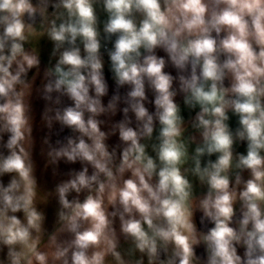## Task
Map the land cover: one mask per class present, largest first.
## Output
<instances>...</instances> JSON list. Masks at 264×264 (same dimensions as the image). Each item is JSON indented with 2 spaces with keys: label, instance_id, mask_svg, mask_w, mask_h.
Masks as SVG:
<instances>
[{
  "label": "clouds",
  "instance_id": "clouds-1",
  "mask_svg": "<svg viewBox=\"0 0 264 264\" xmlns=\"http://www.w3.org/2000/svg\"><path fill=\"white\" fill-rule=\"evenodd\" d=\"M0 264H264V0H0Z\"/></svg>",
  "mask_w": 264,
  "mask_h": 264
},
{
  "label": "crops",
  "instance_id": "crops-1",
  "mask_svg": "<svg viewBox=\"0 0 264 264\" xmlns=\"http://www.w3.org/2000/svg\"><path fill=\"white\" fill-rule=\"evenodd\" d=\"M49 47H50V45H48V44H44L43 45V52H44V59H45V61L47 59V51H48ZM39 108H40V105L38 104L37 105V113L39 112ZM185 115H187V113H185ZM119 118L120 117L118 116L117 119H119ZM38 119H39V116L37 115V120ZM233 123H235V122L233 121ZM240 150L243 151V148H241ZM37 160H39V157L38 156H37ZM77 167H78V165H77Z\"/></svg>",
  "mask_w": 264,
  "mask_h": 264
}]
</instances>
